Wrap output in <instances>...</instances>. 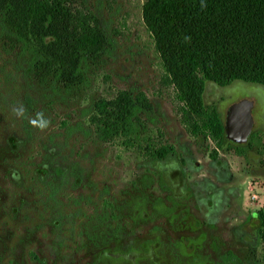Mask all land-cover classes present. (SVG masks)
Listing matches in <instances>:
<instances>
[{
	"label": "rangeland",
	"instance_id": "rangeland-1",
	"mask_svg": "<svg viewBox=\"0 0 264 264\" xmlns=\"http://www.w3.org/2000/svg\"><path fill=\"white\" fill-rule=\"evenodd\" d=\"M203 4L74 0L73 9L94 15L111 42L87 85L56 93L23 71L0 39V264H220L227 252L242 264H264L257 214L264 213V88L204 80L227 82L251 69L245 57L255 42L234 43L227 63L194 67L189 58L199 44L180 42L166 14L195 15ZM201 49L206 61L210 52ZM124 91L150 104L128 147L97 138L83 116ZM242 99L254 102L258 147L242 155L227 144L217 150L208 106L224 120ZM20 105L26 112L17 117ZM39 114L49 121L42 130L30 123ZM78 123L89 134L75 130ZM191 125L207 137L193 136ZM147 144L173 153L152 158ZM55 168L69 170L68 183L52 190Z\"/></svg>",
	"mask_w": 264,
	"mask_h": 264
},
{
	"label": "trees",
	"instance_id": "trees-1",
	"mask_svg": "<svg viewBox=\"0 0 264 264\" xmlns=\"http://www.w3.org/2000/svg\"><path fill=\"white\" fill-rule=\"evenodd\" d=\"M73 2L74 0H0V39L4 42L3 47L15 53L23 71L26 70L27 74H34L44 81L53 93L60 87L67 89L87 85V75L101 62L111 42L98 19L90 13L73 9ZM170 12L166 17L180 28H173L178 30L179 41L199 44L189 62L202 70L212 69L218 63H227L229 48L234 47V43L255 42V49L249 48L245 57L246 67L252 70L233 73L227 82L208 75L205 81L221 87L241 81L264 88V0H204V4L195 10V15L190 11H185V14ZM201 48L210 52L206 61H203ZM201 95L202 89L196 94V99L203 107ZM31 107L29 105L30 109ZM208 108L209 128L216 140L217 150L227 144L242 155L245 150L258 147L257 134L254 132L245 146L229 143L224 135L220 113L215 106ZM149 109L150 104L142 94L132 96L124 91L111 100L100 99L83 116L88 117L97 138L102 141L118 140L124 147H128L134 146L139 139L142 126L139 114ZM67 130L68 133L74 131L70 126ZM75 130L89 134L82 123L75 124ZM190 133L195 137H207L196 125H191ZM260 143L264 144V137ZM146 149L152 158L158 160L173 153L168 147L152 150L149 144ZM55 170L56 173L49 174L51 179L48 184L52 190L68 183L66 180L69 170ZM70 173L72 176L71 171ZM78 177L75 175L73 187L79 186L81 181ZM257 214L262 230L261 238L264 239V213ZM220 264L242 263L233 253L227 252L221 257Z\"/></svg>",
	"mask_w": 264,
	"mask_h": 264
},
{
	"label": "water",
	"instance_id": "water-1",
	"mask_svg": "<svg viewBox=\"0 0 264 264\" xmlns=\"http://www.w3.org/2000/svg\"><path fill=\"white\" fill-rule=\"evenodd\" d=\"M253 106V101L242 99L228 107L223 121L226 140L235 145L247 143L253 131Z\"/></svg>",
	"mask_w": 264,
	"mask_h": 264
},
{
	"label": "clouds",
	"instance_id": "clouds-1",
	"mask_svg": "<svg viewBox=\"0 0 264 264\" xmlns=\"http://www.w3.org/2000/svg\"><path fill=\"white\" fill-rule=\"evenodd\" d=\"M25 112H26V109L23 107V105H20L19 107L14 109V114L17 117H22L25 114ZM30 123L34 127H38L42 130L43 128H46L48 126L49 121L43 118V114H39L38 118L36 120L30 121Z\"/></svg>",
	"mask_w": 264,
	"mask_h": 264
},
{
	"label": "flooded vegetation",
	"instance_id": "flooded-vegetation-1",
	"mask_svg": "<svg viewBox=\"0 0 264 264\" xmlns=\"http://www.w3.org/2000/svg\"><path fill=\"white\" fill-rule=\"evenodd\" d=\"M233 104V103H232ZM226 113V112H225ZM224 118H225V116H224ZM224 121V120H223ZM228 141V140H227ZM229 142V141H228ZM229 143H231V142H229ZM233 144V143H232ZM235 145V144H234Z\"/></svg>",
	"mask_w": 264,
	"mask_h": 264
}]
</instances>
